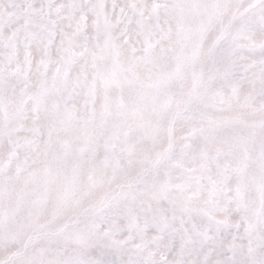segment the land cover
<instances>
[{
  "label": "snow or ice",
  "instance_id": "1",
  "mask_svg": "<svg viewBox=\"0 0 264 264\" xmlns=\"http://www.w3.org/2000/svg\"><path fill=\"white\" fill-rule=\"evenodd\" d=\"M0 264H264V0H0Z\"/></svg>",
  "mask_w": 264,
  "mask_h": 264
}]
</instances>
